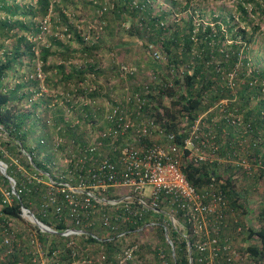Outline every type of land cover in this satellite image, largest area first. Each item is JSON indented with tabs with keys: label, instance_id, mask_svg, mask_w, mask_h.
<instances>
[{
	"label": "built area",
	"instance_id": "obj_1",
	"mask_svg": "<svg viewBox=\"0 0 264 264\" xmlns=\"http://www.w3.org/2000/svg\"><path fill=\"white\" fill-rule=\"evenodd\" d=\"M148 52L163 66L161 73L153 67L140 78L136 64L120 62L117 75L78 80L43 101L40 113L66 108L63 114L59 109L58 121L41 118L44 129L54 132L47 149L55 159L53 173L35 167L22 143L0 124V143L15 147L12 153L0 144V202L18 205L10 215L0 205V250L6 256L27 257L28 264H181V255L187 264H255L248 243L238 238L251 212L232 208L215 182L196 189L183 172L187 162L216 163L250 175L254 164L245 149V155L233 149L219 153L204 113L181 123L179 132L156 120L150 95L157 94L153 88L173 87L174 69L151 44ZM72 113L74 118L67 116ZM40 143L47 141L41 137ZM25 193H40L38 204L25 205ZM149 233L163 244L151 247L147 259L142 237Z\"/></svg>",
	"mask_w": 264,
	"mask_h": 264
},
{
	"label": "trees",
	"instance_id": "obj_2",
	"mask_svg": "<svg viewBox=\"0 0 264 264\" xmlns=\"http://www.w3.org/2000/svg\"><path fill=\"white\" fill-rule=\"evenodd\" d=\"M16 1L0 0V13H3V18H0L1 41L14 37L10 33L13 29L34 37L41 30L35 19H43L53 12L55 16L49 21L64 26V33L67 35L74 32L75 38L82 42L76 28L62 11L60 6L64 4L61 2ZM197 1L169 0L170 9L160 10L154 15L151 14L154 10V0H111V4L115 12L138 17L141 23L139 31L148 35L150 42L158 44L157 47L165 56L168 67L174 69L173 87L153 88L157 94L150 95L154 109L152 115L156 120L179 132L182 129L181 123H191L199 114L204 113L203 119L206 124L216 132L214 139L220 143L221 155L232 149L242 152L241 140L248 141L246 156L254 164L253 173L250 175L240 167L236 168L230 164L218 166L216 163L195 165L187 162L183 166V172L196 189H202L207 183L215 182L232 208L239 206L244 208L245 213L251 212V217L243 223V230L238 234L239 244L245 238L248 243L247 249L253 255L255 264H264V189L261 195L257 196L258 183L264 179V69H249L252 57L254 58L256 54L254 46L260 40L264 41V30L261 29L262 23L264 24V0H234V12L219 8L215 15H211L209 21L204 20L205 12L197 14V18L194 17L193 6H196ZM170 15L175 17L170 19ZM15 39L11 51H5L3 56L0 55L3 58H0V124L9 128V134L13 139L21 142L27 139L28 142L29 138L33 137L35 146L30 148L34 149L38 145L46 151L49 149L51 136L44 129L45 125L43 127L44 121L37 117V111L35 113V108H38L36 105L39 102L41 104L44 97L40 96L37 102L35 100L32 108L22 109L19 107L20 101L31 100L34 93L27 91L29 84L24 81L28 79L21 81L14 78V82H17L13 87L9 86L11 80L7 81L15 77L17 65H22L24 56L34 57V42L25 34L16 35ZM49 42V46L40 48L43 71L51 69L67 80L71 79L74 73L83 74L82 70L74 68L71 74L62 64L46 66L48 57L54 52L51 45L62 46L57 36L50 37ZM1 43L3 45V42ZM153 67L158 73L163 70V66L160 67L159 64ZM232 71L235 74L231 81L234 83L232 85L234 89L229 83ZM30 83L36 84V81L31 79ZM170 96H173L172 100L169 99ZM224 99L227 100V104L220 103ZM254 100L256 102L252 104ZM57 113L60 115L59 109L48 111L44 108V111H41L42 117L51 115L55 121L60 119ZM231 114L241 115L243 124L247 125L245 133L242 132L243 124L240 123L241 129L238 127L240 129L238 130L236 125L231 123L233 119ZM41 137L45 138L47 143L41 144ZM0 144L11 152L14 151V146L9 142ZM28 153L35 167L50 172L36 154L34 156L31 151ZM2 158L0 150V159ZM21 162L25 164L24 160ZM27 167L33 169L30 165ZM21 197L25 205L36 204L40 193H25ZM251 202L256 204L248 208L247 205ZM1 209L7 215L17 214L18 205H3ZM39 218L47 221V218ZM50 240L51 249L55 245V240L54 238ZM107 249L110 254L113 253L111 245L108 244ZM179 252L181 255L182 250ZM2 253L3 249L0 250L2 255L0 264L29 262L27 257L20 258L18 254L6 256ZM67 260V255H63V262ZM180 260L181 264H187L183 255Z\"/></svg>",
	"mask_w": 264,
	"mask_h": 264
},
{
	"label": "rangeland",
	"instance_id": "obj_3",
	"mask_svg": "<svg viewBox=\"0 0 264 264\" xmlns=\"http://www.w3.org/2000/svg\"><path fill=\"white\" fill-rule=\"evenodd\" d=\"M26 1L27 0H23V2ZM57 1H59V3L61 2V4H64V6L60 7H62V11L66 13L69 21L76 28V32L81 37L82 42L75 38L74 32L72 34L70 33V35H67L64 33V26L56 25V23H52V20L49 21L51 17L55 16L53 12L49 13L44 18V20H47V23L45 24L46 29H41L38 34L34 35V37H32L29 33L23 32L18 29H13L10 33L11 35L13 34L14 37H10L2 41L0 39V55L2 56L5 51H11V49L13 48L14 40H16V35L25 34L32 42L35 43L34 57L28 55L24 56L22 65H17L15 77L7 79V81L11 80L9 82V86L11 87H13L16 82H14V78H17L16 80L21 81L28 79V81H24L29 84V88L27 91L34 92L31 100L23 99L20 101V108H32L35 104V100L37 102L43 92H45V98H43L45 102L49 100V96L54 91H69L78 80H82L91 76H94L95 80H106L108 77L117 75L120 62H124L127 64H136L138 67L140 78L144 77L147 72L151 68H153V66L158 65L152 62L148 52V45L151 44L154 48L159 50V48L157 47L158 44H155L154 41L150 42L148 39V35L143 34L139 31V26L141 25V23L139 22L138 17L127 15L126 13L115 12L112 8L111 0ZM178 1L181 2L183 0ZM16 2L20 3L21 0H17ZM233 2L234 0H198L196 2V6H193L194 17L197 18V14H199L200 12H205L206 16L204 17V20L209 21L211 15H215L220 10L219 8L232 12L234 10ZM153 5L154 10H152L151 12L152 15L159 13L160 10L168 11L170 9L169 0H154ZM177 7H179V9L181 8L180 6ZM103 8H105L104 14L100 16L99 10ZM174 17V15H170V19H173ZM0 18H3V13H0ZM35 20L39 25H41V21L43 22L41 18H36ZM102 20L104 21V24H102V29H99L100 22ZM261 29L264 30L263 23ZM54 36H57L58 40L61 41V45L63 47L57 46L55 44L51 45V48L52 50H54V52L48 57L46 66L48 64L50 66L62 64L64 65L65 70L67 72H70L71 74L73 68L76 70H82L83 74L78 75L74 73L72 74L73 76L71 77V79L67 80L63 79V76L61 77L60 74L51 71V69L43 71V66L40 58V48L42 46H49V39L50 37ZM1 42H3V45H1ZM254 48V50H256V54L254 58L252 57L249 69H264V41L260 40L258 44L254 46ZM0 58L3 59L1 56ZM163 63L165 64V61H163ZM159 65L160 67L162 66L161 64ZM91 66L94 67L92 68ZM38 73H40L41 76L38 75ZM229 76L231 77L229 78V81L232 86L234 85V83L231 82L233 79L232 77L235 76L233 71ZM41 77H43V80L41 79ZM31 79L35 80L36 84L30 83ZM90 79L92 80V78ZM232 88L234 89L235 87L232 86ZM23 90L25 91L26 89ZM254 102L256 101H252V104ZM220 103L227 104L228 102L226 99H224L221 100ZM39 104L40 102L36 105L38 108H35V113L37 111L40 114L41 119V104ZM59 107L62 108L59 109L63 114L66 108L64 107V105H61ZM62 114L60 113L59 115V113H57V117H63ZM67 116L74 118L75 114H67ZM231 117L233 118L232 120L237 122L236 127H240L241 129V124H243L241 115L231 114ZM215 120H217V118ZM243 126L244 129H242V132L245 133L247 125L243 124ZM240 129L238 128V130ZM46 131L48 134H50V136H53L54 132L52 130ZM211 132L215 133L214 129H212ZM29 139L30 140L28 142L27 139L22 142L20 141L23 147L26 148L28 152L31 151L34 156L36 154L38 159L48 167L50 172L53 173V161L55 160L53 154L49 155L47 150L44 152L43 147L40 148L38 145L36 146V148L31 149L30 146H35V140L33 139V137ZM240 143V149H245L247 151V147L249 144L248 141L246 139H242ZM40 153L42 154L43 159H41ZM239 153L241 155H245V153L241 151ZM19 158L21 160H24L27 165L30 164L25 156H20ZM32 164H34L33 161ZM29 170L32 171L34 169ZM258 185L259 193L257 196L259 197L263 191L262 189H264V179H261ZM239 187L242 188V186ZM252 204L255 205L256 203L251 202L250 206ZM142 239V242H144L143 249L145 250V254L143 255V257L147 255L149 257L147 259H150L152 258V254L148 252V250H150L151 247H153L156 243L162 244L161 238H156L155 234L149 233L147 237L143 236ZM242 241L243 243L247 242L245 238L242 239ZM175 242L177 243L178 241H176L175 239Z\"/></svg>",
	"mask_w": 264,
	"mask_h": 264
},
{
	"label": "crops",
	"instance_id": "obj_4",
	"mask_svg": "<svg viewBox=\"0 0 264 264\" xmlns=\"http://www.w3.org/2000/svg\"><path fill=\"white\" fill-rule=\"evenodd\" d=\"M44 152H45V151H44ZM159 238H161V237L159 236ZM161 242H162V244H163L162 238H161ZM112 252H114V250H112Z\"/></svg>",
	"mask_w": 264,
	"mask_h": 264
}]
</instances>
